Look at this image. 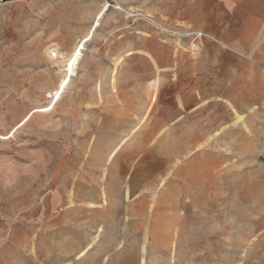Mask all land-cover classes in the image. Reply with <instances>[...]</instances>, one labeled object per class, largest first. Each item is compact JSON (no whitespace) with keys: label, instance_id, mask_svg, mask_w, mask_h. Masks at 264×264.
<instances>
[{"label":"rangeland","instance_id":"obj_1","mask_svg":"<svg viewBox=\"0 0 264 264\" xmlns=\"http://www.w3.org/2000/svg\"><path fill=\"white\" fill-rule=\"evenodd\" d=\"M10 1L4 15L11 4L30 0ZM186 1L32 0L28 30L16 39L4 20L0 264H264V153L258 143L264 142V122L256 120L257 132L241 131L240 148L232 147V132H225L224 147H217L213 140L221 132L210 131L205 150L210 160L224 157V165L210 172L208 195L193 198V205L207 200L201 207L190 206V198L174 188L161 196L156 181L144 193L147 210L139 218L122 219L124 214L108 204L106 170L96 165L97 151L104 148L95 144V121L103 117L88 109L111 110L115 102L106 93L136 90L133 86L144 82L138 76H152L147 61L152 56L167 60L169 39L174 40L140 14L181 25L174 11H184ZM94 12L95 21L89 16ZM93 21L96 28L85 45ZM138 35L145 38L146 51H133ZM82 42L72 76L58 89L67 72L65 59ZM49 47L57 49L58 57ZM31 109L34 113L13 131ZM225 120L230 123L227 115ZM248 135L256 149L245 146ZM204 183L194 179L192 187ZM134 220L147 226L121 225ZM187 233L193 235L192 247L185 252V245L176 242L187 241ZM201 239L208 242L207 256Z\"/></svg>","mask_w":264,"mask_h":264},{"label":"crops","instance_id":"obj_2","mask_svg":"<svg viewBox=\"0 0 264 264\" xmlns=\"http://www.w3.org/2000/svg\"><path fill=\"white\" fill-rule=\"evenodd\" d=\"M31 1L11 4L8 15L2 10L11 1L0 3V37L5 34L1 25L6 19L10 37L16 39L28 30ZM97 13L89 16L95 21ZM174 20L198 34L173 43L169 39L167 60L150 54L152 59L147 63L152 76H138L144 82L133 86L136 90L106 93L115 102L111 110L98 113L95 109L99 107L88 109L103 117L95 121V144L104 148L97 151L96 165L106 170L108 204L114 207L112 211L124 214L122 219L139 218L147 210L144 193L156 181L161 196L174 188L190 198V206L206 205V199L199 204L191 202L196 203L194 197L208 195L210 172L224 165V157L210 160L205 150L210 146V131L221 132L213 140L217 147H224L225 132H232V147L240 148L241 131L257 132L261 126L256 120L264 122V0H188L184 11H174ZM94 25L87 31L92 35L85 45L93 36ZM144 39L137 36L133 51H146ZM97 83L101 84L95 82V89ZM32 110L13 131L34 113ZM248 136L245 146L256 149L258 145ZM260 141L264 153V142ZM236 157L235 163L239 164L240 154ZM223 178L224 172L220 175ZM194 179L205 183L193 189ZM121 225L147 226L137 220ZM192 237L188 234L187 241L178 240L176 245L184 244L182 249L190 251ZM200 243L202 248L205 245L207 256L208 242L201 239Z\"/></svg>","mask_w":264,"mask_h":264},{"label":"built area","instance_id":"obj_3","mask_svg":"<svg viewBox=\"0 0 264 264\" xmlns=\"http://www.w3.org/2000/svg\"><path fill=\"white\" fill-rule=\"evenodd\" d=\"M5 0H0V3L4 2ZM12 1H23V0H12ZM140 17L149 23L153 28H155L160 33H163L170 38L181 41L184 37H188L190 35H197L198 33L195 31H191L189 29H185L181 25H169L167 23L162 22L161 20L155 18L154 16L148 14H140ZM201 34V33H199ZM263 136H264V126H263Z\"/></svg>","mask_w":264,"mask_h":264},{"label":"bare ground","instance_id":"obj_4","mask_svg":"<svg viewBox=\"0 0 264 264\" xmlns=\"http://www.w3.org/2000/svg\"><path fill=\"white\" fill-rule=\"evenodd\" d=\"M104 10V8L101 10L100 14L102 13V11ZM84 42V40H82ZM83 42L80 43L79 45L76 46L75 50L72 52L71 55H69V57H67L65 59V66H66V76L61 80L60 82V85H59V88L58 89H62L64 87V85L66 84V82L68 81V76H72V73H73V70L75 69V65L77 64V60H78V57H79V53H80V50L83 46ZM50 48V47H49ZM51 49V48H50ZM48 50V51H51L53 52V56L54 57H58V51L57 49L53 48L51 50ZM65 68V67H64ZM65 74V73H64ZM70 80V79H69ZM57 90V89H56ZM61 91V90H60ZM54 96H56V98L59 97V93H58V90L55 91L54 93ZM42 110V109H41ZM43 111V110H42ZM115 152V151H114ZM113 152V153H114Z\"/></svg>","mask_w":264,"mask_h":264}]
</instances>
